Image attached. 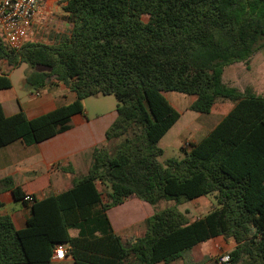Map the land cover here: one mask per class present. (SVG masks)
Returning <instances> with one entry per match:
<instances>
[{
	"label": "trees",
	"instance_id": "16d2710c",
	"mask_svg": "<svg viewBox=\"0 0 264 264\" xmlns=\"http://www.w3.org/2000/svg\"><path fill=\"white\" fill-rule=\"evenodd\" d=\"M65 2L70 29L60 42H25L17 51L0 36V59L28 65L30 90L62 83L76 98L33 119L6 116L0 105V148L68 131L90 96L114 95L117 117L70 188L38 199L10 177L0 181L31 212L20 230L0 216V264H49L57 244L75 264L171 263L218 237L236 242L230 264H264V96L223 80L226 67L264 49V0ZM10 88L0 74V90ZM168 91L191 95L189 109L201 114L222 100L233 106L200 142L181 148L182 160L161 163L158 144L181 118ZM208 195L217 208L194 221L178 206L156 209ZM132 198L155 210L144 235L125 242L107 211Z\"/></svg>",
	"mask_w": 264,
	"mask_h": 264
},
{
	"label": "crops",
	"instance_id": "0c3cea01",
	"mask_svg": "<svg viewBox=\"0 0 264 264\" xmlns=\"http://www.w3.org/2000/svg\"><path fill=\"white\" fill-rule=\"evenodd\" d=\"M52 8L53 5L49 3V0H43L34 23L37 22L38 17L42 18L47 15L49 11L51 12ZM64 22L67 24L66 20H64ZM41 24L42 31H37V35H40L43 40L39 43L54 44L60 42L62 37L68 34L69 31L68 29L65 33V31L61 32L57 28L49 27L46 25V21L41 22ZM32 28L33 25L28 31L25 42H37L35 40H37L39 36L36 37L34 35L33 37ZM46 33L49 34L46 35ZM2 40L3 43H6L3 38ZM14 70L15 68H12L6 59H0V74L8 75L12 81ZM57 86L59 91L49 90L48 87L35 91L30 90L25 80H23L22 90L27 94V97L23 99L15 92V87L12 82V88L0 90V105L6 116H11L23 111L29 119H33L59 106L70 104L75 100V93L67 86L64 87L62 83ZM31 92H34L33 96L30 95ZM193 100L194 98L192 102ZM231 104L227 112L223 114L222 119L232 109ZM212 112L213 109L211 113ZM116 117L117 112L111 120L104 123L99 122L100 120L90 121L84 113L77 114L72 117L71 129L64 133L32 146H26L23 142L17 141L11 145L0 148V181L6 177H10L13 179L15 186L22 187L27 193H34L38 199L56 195L70 188L75 177L88 173L92 151L94 147L100 146L105 142L106 130L114 122ZM213 128H210L200 136V138L190 143L188 148H190L191 144L200 142ZM213 197L215 198V195H213ZM201 198L202 197L192 200L197 207L203 203L199 201ZM207 202L208 210H210L209 212L217 208V203L213 204L208 200ZM0 205H2L0 206V216L8 215L15 228L18 230L26 227L27 219L31 214L30 207L24 205L22 201H16L13 197L12 189L10 187L1 186V184ZM116 208H120V211L126 208L129 210L124 214L129 217L125 221H120L117 225L111 216L112 210ZM132 211L134 214H132ZM153 214V207L149 203L137 198L129 199L123 204L107 211V216L113 231L125 242L133 241L143 236L146 228L144 227L142 230L141 226L143 222ZM201 217L203 216L190 220L194 221ZM70 234L76 236L77 231L71 230ZM235 246L236 242L233 238L218 237L210 239L195 246L192 250H189L191 255L188 261L190 260L191 264H217L216 257L222 253H229ZM49 264L75 263L72 256L67 254L63 259H51ZM158 264H185V258L181 257L171 263Z\"/></svg>",
	"mask_w": 264,
	"mask_h": 264
},
{
	"label": "rangeland",
	"instance_id": "374dc122",
	"mask_svg": "<svg viewBox=\"0 0 264 264\" xmlns=\"http://www.w3.org/2000/svg\"><path fill=\"white\" fill-rule=\"evenodd\" d=\"M65 1L66 0H49V3L53 5L51 12L49 11V13L42 18L38 17L37 22L33 24V37L34 35L36 37L39 36V38L35 41L42 42L43 40L40 35H37V31H42L41 22L43 21H46L47 26L57 28L61 32L65 31L66 33V31L70 29L67 13L64 10V7L66 6ZM64 20H66L67 24ZM48 34L49 33H46V35ZM38 69L43 70V68ZM28 72H30L28 65L22 64L21 66L15 68L12 74V82L15 87V92L23 99L27 97L26 92H24L22 88L23 80H25ZM224 81L227 85L238 88L240 91L250 88L256 94L264 95V49L258 50L249 59L248 63L241 62L228 66L225 71ZM64 87L66 86L64 85ZM48 88L49 90L55 91L59 89L57 85H51L48 86ZM33 93L34 92H31L30 95L33 96ZM165 96L181 113V118L158 144V146H160L163 150V155L159 157V161L161 163H164L167 160H182L185 157V153L181 150V148L184 146L188 148L190 143H193L197 138H200V136H202L210 128L215 127L222 119L223 114L227 112L229 105L231 104L227 100H222L214 106L211 114H201L189 109L193 99L191 95L168 91L165 93ZM83 104L84 114L90 121L100 120L99 122L106 123V121L108 122L116 115L117 99L114 95L90 96L83 100ZM206 199L211 201L213 204L217 203L213 195H208L199 200L203 203L198 207L194 204V201H183L181 204H177L174 200H165L157 204L156 209L162 210L172 206H178V209L185 213L188 218L194 219L199 216H204L210 211L208 210V202ZM153 209L155 210V208ZM128 211V208L122 211H120V208L112 210L111 216L116 225L117 223H120V221H125L129 217L128 215H124ZM132 214H134L133 211ZM144 227L143 222L141 229L143 230ZM223 254L226 253H222L216 257V262L218 257ZM190 255V251L183 253L182 257L185 258V264H191L190 260L188 261Z\"/></svg>",
	"mask_w": 264,
	"mask_h": 264
},
{
	"label": "built area",
	"instance_id": "2783aa9c",
	"mask_svg": "<svg viewBox=\"0 0 264 264\" xmlns=\"http://www.w3.org/2000/svg\"><path fill=\"white\" fill-rule=\"evenodd\" d=\"M43 0H0V36L14 50H20L25 43L29 29L34 24ZM32 201L31 197L25 198ZM67 246L57 244L52 259H63ZM218 264H230L229 253L217 259Z\"/></svg>",
	"mask_w": 264,
	"mask_h": 264
}]
</instances>
